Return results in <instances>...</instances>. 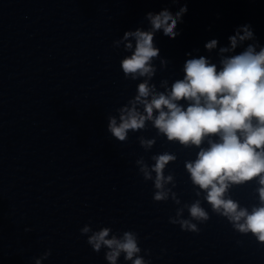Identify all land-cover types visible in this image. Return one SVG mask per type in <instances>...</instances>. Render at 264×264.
<instances>
[{
  "label": "clouds",
  "instance_id": "1",
  "mask_svg": "<svg viewBox=\"0 0 264 264\" xmlns=\"http://www.w3.org/2000/svg\"><path fill=\"white\" fill-rule=\"evenodd\" d=\"M187 11L185 3L175 14L167 8L157 14L148 12V30L125 31L122 39L114 41V48L123 45V50L130 53L120 61L125 80L140 82L135 95L116 108L115 115L108 116L107 131L117 141L127 142L130 132H141L150 122L157 135L168 141L199 148L196 159L185 163L192 184L198 188L196 196L203 192L212 213L226 218L234 230L250 233L264 245V46L259 45L251 25L244 24L228 37V46L219 48V65L203 55L187 59L183 78L175 80L170 88L168 80H162L160 87L164 90L158 91L156 84L151 83L158 70L155 61L159 59L162 68L168 61L160 58V49L154 44L155 34L162 31L164 36L175 39L179 35L178 22L183 23ZM249 41L252 43H245ZM217 45L218 41L212 39L205 48L211 52ZM240 46L243 50L237 52ZM137 140L145 152L156 143L155 137L139 136ZM205 141L208 147H201ZM176 158L164 152L152 155V164L143 156L135 160L144 181L153 183L155 202L171 199L175 205H181L173 191L174 176L165 175L166 166ZM253 180L259 184V203L249 210L227 194L232 185ZM209 219V211L196 199L177 207L169 223L179 225L182 231L199 233L198 224ZM80 233L87 236V244L96 253L106 249L108 264H118L122 255L131 264H151L140 255L142 249L134 231L117 235L110 227L94 231L86 224ZM50 255L51 250H46L36 264Z\"/></svg>",
  "mask_w": 264,
  "mask_h": 264
}]
</instances>
